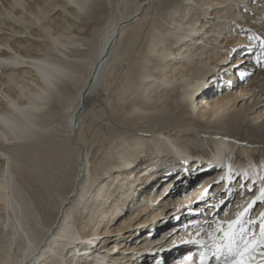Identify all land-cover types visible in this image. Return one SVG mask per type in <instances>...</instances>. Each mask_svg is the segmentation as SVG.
I'll use <instances>...</instances> for the list:
<instances>
[{
	"label": "bare ground",
	"instance_id": "6f19581e",
	"mask_svg": "<svg viewBox=\"0 0 264 264\" xmlns=\"http://www.w3.org/2000/svg\"><path fill=\"white\" fill-rule=\"evenodd\" d=\"M163 2L158 18V0H0V264H200L204 247L185 241L210 244L258 195L264 66L244 53L264 38V0ZM128 54V109L107 112L120 139L88 140L89 99ZM205 143L210 157L194 153ZM223 165L256 173V191L242 177L223 188ZM215 184L218 201L189 213ZM259 204L245 218L259 222Z\"/></svg>",
	"mask_w": 264,
	"mask_h": 264
},
{
	"label": "snow or ice",
	"instance_id": "6c2138e0",
	"mask_svg": "<svg viewBox=\"0 0 264 264\" xmlns=\"http://www.w3.org/2000/svg\"><path fill=\"white\" fill-rule=\"evenodd\" d=\"M249 39L258 41V47L255 49V61L257 64L264 66V38L253 33ZM246 51L253 52L254 49L249 47ZM240 75L243 77L245 73L241 72ZM227 176L230 182L233 180V177H242L245 182L240 185L242 192L255 191L256 173L245 171L241 174L234 172L232 166L229 165ZM250 177L253 178L252 185L247 184ZM228 191L231 192V188ZM201 199H204V197L202 196ZM258 202L264 203V177H260L258 195H255V198L245 205L244 211L237 213L236 218L228 221L226 227L221 224H216L214 230L208 233L212 237L210 244H206L202 240L185 241V243H195L204 247L205 250L200 253V264H208L212 258H215L216 264H254L252 259L253 254L257 248H264V212L259 214L260 228L258 239L254 234V227H251L256 222L251 218L245 217L251 215L254 206ZM208 223L211 228L212 222ZM216 233H221L222 235L217 236ZM245 253H247V256ZM260 255L264 257V252ZM187 259L191 260L192 256H188ZM258 264H264V260L258 262Z\"/></svg>",
	"mask_w": 264,
	"mask_h": 264
},
{
	"label": "rangeland",
	"instance_id": "374dc122",
	"mask_svg": "<svg viewBox=\"0 0 264 264\" xmlns=\"http://www.w3.org/2000/svg\"><path fill=\"white\" fill-rule=\"evenodd\" d=\"M115 2H116V0H114V3ZM163 3H164L163 0H158V4L156 6H154V8L156 10H158V9L160 10L159 13L161 15L159 14L158 18H161V16L163 17L167 13V5L163 4ZM115 11L116 10L114 9V6H109L107 11H105V12H103V14H101V16L99 18V25H97V26L101 27L107 21V19L110 16H112V14L115 15ZM124 11L126 12V11H128V9H125ZM151 12L152 13L150 14V18H152V15L153 16L155 15L154 14L155 10L152 9ZM88 37L91 38L92 35L89 34ZM143 41H145V35L139 39V45H141V42H143ZM254 51H255V49H254ZM250 53H252V52L246 51L244 53V55H247ZM128 56H132V54H128L123 59L126 63L125 62L121 63L119 74H116V76H115V74L113 73L111 75V77H113L111 80L112 86L109 87L108 89L101 88V90L98 93H94L92 95L93 98H91L92 97L91 96L89 99V107H88L89 110L87 111V117L84 121L85 124H84V129H83L84 135L86 134V136H87V137L85 136V138H88V140H91V141L94 140L97 142H102L103 140H106L108 142V141H113V139H116V138L120 139V134H122V133H120V131H119V125L118 126L114 125L109 121V117H107L108 116L107 112H110L112 110L111 106L113 105V103L115 101H121V102L126 101L127 102V100H125L126 98H123L124 100H119L117 98L120 96L123 97V95L121 94L120 91H121V89H123V86L127 85L126 84L127 82L124 81L125 74H127V71L125 69L126 67L124 64H132V60H133V58H132V60H130L131 57L127 58ZM128 60H129V63H128ZM122 71H124V72L122 73ZM114 76H115V78H114ZM254 76H255V72L252 74H249V75L245 74L243 77H241L240 80H242L244 82H249V81H251V79H253ZM111 77L109 75V77H107V81L110 80L108 78H111ZM77 89L78 88H72L70 93H73V95H74L76 93ZM124 96L127 97V95H124ZM96 97L101 98V100H97ZM133 97H135V95L128 97V98L131 99L130 101H133L132 100ZM97 101H99V102H97ZM128 106L129 105L124 104V102H123L122 105L120 106V108L121 109H128ZM104 112L106 113L105 115L103 114ZM246 134L249 136V132H246ZM194 151H195L194 153H196V154L198 152H201L203 155H205L207 157H210L211 154H213L212 146L210 143H205L204 150L200 151V149L197 147V149L195 148ZM242 156H243V159H246V161H247L248 158L245 155H242ZM194 158H195L194 160H196V157H194ZM257 160H258V158H257ZM237 182H238V178H235L232 181V184H233L232 186H236L238 184ZM255 185H257V183ZM180 186H182V184ZM215 186H216V184L212 186L211 190H213L215 188ZM255 191H256V187H255ZM209 199H210V196H209ZM235 204H234V206H235ZM257 206L259 208L255 207L254 213H257V211L261 208V203ZM219 207H220L219 208L220 212L223 211V214L225 215L226 210L229 209L230 205L227 208L226 204L223 203V204L219 205ZM232 207H233V204H232ZM252 215H251V218H252ZM218 216H219V213L217 214V217ZM216 222H218V221L216 220L214 223H216ZM255 225L257 228H260L259 222H256ZM158 234H160V233H158ZM158 234H157V236H158ZM255 236H258V234H255ZM212 259H211V263H215V261H214L215 258H212Z\"/></svg>",
	"mask_w": 264,
	"mask_h": 264
}]
</instances>
